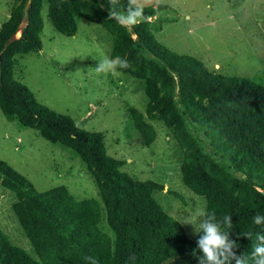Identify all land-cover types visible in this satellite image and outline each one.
Wrapping results in <instances>:
<instances>
[{
	"label": "trees",
	"instance_id": "16d2710c",
	"mask_svg": "<svg viewBox=\"0 0 264 264\" xmlns=\"http://www.w3.org/2000/svg\"><path fill=\"white\" fill-rule=\"evenodd\" d=\"M47 1L50 22L59 34L73 37L78 20H84L111 36L110 57L121 56L129 64L118 72L139 81L148 100L144 114L126 109L143 144L149 147L156 139L149 121L162 122L181 152L183 185L203 197L218 220L232 216L235 251L250 255L255 233H264V225L253 223L256 214L264 215V87L210 73L196 58L161 45L150 26L166 6L143 7L145 20L128 29L109 18L108 0ZM11 2L9 17L0 26V111L7 121L73 152L92 176L99 201L75 200L63 186L38 192L0 160V185L14 196L11 211L35 256L12 244L0 229V264H90L86 257L97 264H164L178 258L198 264L191 252L199 233L190 240L151 197L162 186L120 173L119 162L106 156L101 135L39 105L13 80L14 57L40 50L42 0ZM126 6L127 0H120L117 7ZM184 116L204 132L224 161L205 152ZM132 255L135 261L129 260Z\"/></svg>",
	"mask_w": 264,
	"mask_h": 264
},
{
	"label": "rangeland",
	"instance_id": "374dc122",
	"mask_svg": "<svg viewBox=\"0 0 264 264\" xmlns=\"http://www.w3.org/2000/svg\"><path fill=\"white\" fill-rule=\"evenodd\" d=\"M138 3L169 8L159 12L150 26L154 38L164 47L196 58L210 73L246 78L264 87V0ZM11 5V0H0V26L8 19ZM40 15V50L14 57L13 80L25 86L39 105L70 119L88 133L101 135L105 154L119 162L120 173L135 182L151 181L162 186V190H152L151 197L175 220L206 202L183 185L182 155L164 124L149 121L156 132L149 147L132 126L126 109L144 114L148 102L141 83L120 72L96 73L99 61L110 57L111 36L100 25L84 20H78L73 37L59 34L50 22L47 0H42ZM18 33L16 38L21 37ZM184 118L205 152L224 161L204 132L187 116ZM0 160L24 176L38 192L63 186L75 200L99 201L92 176L73 152L46 142L36 131L22 128L16 121H7L1 111ZM13 202V194L0 185V229L12 244L35 257L13 216ZM179 223L186 236L194 240L198 233L194 234L193 226ZM174 263L187 264V260L180 258Z\"/></svg>",
	"mask_w": 264,
	"mask_h": 264
},
{
	"label": "clouds",
	"instance_id": "9594fccd",
	"mask_svg": "<svg viewBox=\"0 0 264 264\" xmlns=\"http://www.w3.org/2000/svg\"><path fill=\"white\" fill-rule=\"evenodd\" d=\"M120 0H108L109 18L114 19L121 27L131 29L145 20L144 8L138 3V0H127L126 7H117ZM129 67L128 61L121 56H105L99 61L95 68L98 74L119 75L118 69ZM232 216L225 214L221 220H218L215 212L207 210L206 202L198 206L194 211L189 210L187 215L183 216L178 222L191 225L194 228V234L199 233V239L196 242V248L192 249L191 255L195 257L198 264H264V233H255V243L252 246L251 254L237 255L235 251L238 247L236 241L230 239ZM255 225H264V215L256 214L253 217ZM253 234L249 232L247 237ZM199 251L201 255L197 256ZM90 264H97L96 259L86 257ZM130 261H135L134 255L129 257Z\"/></svg>",
	"mask_w": 264,
	"mask_h": 264
},
{
	"label": "crops",
	"instance_id": "0c3cea01",
	"mask_svg": "<svg viewBox=\"0 0 264 264\" xmlns=\"http://www.w3.org/2000/svg\"><path fill=\"white\" fill-rule=\"evenodd\" d=\"M178 259H180V258H178ZM175 260H176V259L169 260L167 263H170V264H176V263H174ZM167 263H166V264H167Z\"/></svg>",
	"mask_w": 264,
	"mask_h": 264
},
{
	"label": "water",
	"instance_id": "95a60500",
	"mask_svg": "<svg viewBox=\"0 0 264 264\" xmlns=\"http://www.w3.org/2000/svg\"><path fill=\"white\" fill-rule=\"evenodd\" d=\"M28 3H29V2H28ZM25 24H26V23H25V18H23V21H22V23H21V26L24 27Z\"/></svg>",
	"mask_w": 264,
	"mask_h": 264
},
{
	"label": "bare ground",
	"instance_id": "6f19581e",
	"mask_svg": "<svg viewBox=\"0 0 264 264\" xmlns=\"http://www.w3.org/2000/svg\"><path fill=\"white\" fill-rule=\"evenodd\" d=\"M18 35V34H17Z\"/></svg>",
	"mask_w": 264,
	"mask_h": 264
}]
</instances>
